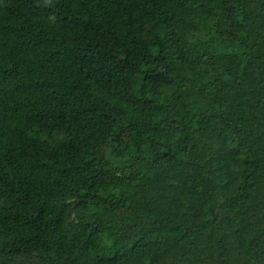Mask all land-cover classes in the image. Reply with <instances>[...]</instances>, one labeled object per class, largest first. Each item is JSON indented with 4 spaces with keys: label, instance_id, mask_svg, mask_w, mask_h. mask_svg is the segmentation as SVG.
<instances>
[{
    "label": "trees",
    "instance_id": "obj_1",
    "mask_svg": "<svg viewBox=\"0 0 264 264\" xmlns=\"http://www.w3.org/2000/svg\"><path fill=\"white\" fill-rule=\"evenodd\" d=\"M0 264H264V0H0Z\"/></svg>",
    "mask_w": 264,
    "mask_h": 264
}]
</instances>
